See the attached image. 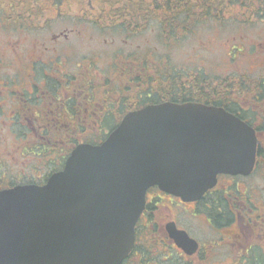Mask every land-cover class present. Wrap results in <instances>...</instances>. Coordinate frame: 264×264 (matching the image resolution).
<instances>
[{"label":"flooded vegetation","instance_id":"1","mask_svg":"<svg viewBox=\"0 0 264 264\" xmlns=\"http://www.w3.org/2000/svg\"><path fill=\"white\" fill-rule=\"evenodd\" d=\"M66 36L61 32L52 39L56 43ZM254 47L256 50L246 55L264 53V41ZM24 48L20 41L5 45L16 57L19 73L16 86H12L16 84L12 79V83L5 78L0 82V191L16 185H44L51 174L61 170L76 146L99 144L127 112L164 101L150 100L159 93L149 69L152 53L141 63L132 61L136 68L127 70H138L140 76L124 94L100 97L104 90L103 85H96L99 80L93 81L86 71L66 73L65 57H47L37 43L21 56ZM2 58L0 70L5 64ZM252 62L257 65L247 72L211 76L217 91L211 92L208 101H192L222 107L252 128L256 138L252 173L220 175L212 189L189 203L160 191H148L132 252L122 264H264V65L260 56L253 57ZM104 81L105 86H112L110 79ZM4 132L13 136L11 142ZM159 195L167 202L171 199L176 216L187 214L183 217L191 218L194 226L203 230V240L171 214L163 225L154 222V208L164 204ZM166 208L169 213L171 208ZM172 225L195 243L171 234Z\"/></svg>","mask_w":264,"mask_h":264},{"label":"water","instance_id":"2","mask_svg":"<svg viewBox=\"0 0 264 264\" xmlns=\"http://www.w3.org/2000/svg\"><path fill=\"white\" fill-rule=\"evenodd\" d=\"M255 142L221 107L164 102L129 112L100 145L75 147L46 184L0 191V264H121L148 189L198 200L218 175L251 173Z\"/></svg>","mask_w":264,"mask_h":264},{"label":"rangeland","instance_id":"3","mask_svg":"<svg viewBox=\"0 0 264 264\" xmlns=\"http://www.w3.org/2000/svg\"><path fill=\"white\" fill-rule=\"evenodd\" d=\"M98 7L97 0H94L89 9L94 13ZM75 13L76 9L73 7L72 13L67 17H53L52 23L47 27L37 32H29L16 31L8 27L1 20L3 17L0 12V57H3L2 60L5 63L3 70H0V76L3 77L0 82L5 78L8 83L16 82V84L13 82L12 86L17 85L16 75L19 72L16 57L8 53L5 45L19 41L25 46L20 53L21 56L27 52L26 49L31 48L33 43H37L40 50L46 52L47 57L49 55L52 57L61 56L68 59L66 73L78 75L80 71H86L87 74L92 75L93 81L99 80L96 85H103L104 92L100 97H108L109 93L115 97L124 94L126 87H132V82L140 74L138 70L132 72L127 69H135V63L144 61L149 53H152L150 59L161 61V69L167 71L171 69V71L180 73L195 72L197 69L206 76L234 74L235 71L247 72L257 65L252 62V58L256 56L262 58L264 65V53L246 55L256 50L254 47L256 43L264 41V23L260 21L240 26L228 22L230 20L227 21V24L206 21L205 24L195 26L187 34H180L181 32L178 30L170 36L162 34L159 25L149 21L146 29L137 31L135 35L134 33L130 35L125 30L120 32L112 31L108 27L99 28L93 22L96 20L95 16H88L91 20L87 21L88 17L84 14L75 15ZM61 32L67 34L66 38H61L58 40L59 42L54 43L52 36ZM54 47L55 49H53ZM48 52H52V54ZM152 60L149 61L150 65L153 64ZM80 61L84 65L78 67L77 64ZM89 65L90 68L86 70V66ZM104 78L110 79L111 87L103 84ZM165 79L166 76L157 78L159 84L155 83L156 87L161 86ZM4 136L11 142L13 138L11 134L4 132ZM254 179L256 180V175H254ZM157 192L159 191L154 190L152 193L157 194ZM159 196L158 198L164 204L154 208L153 216L155 217L153 220L163 225L169 218L167 215L171 214L174 217L177 213L170 205L169 200L171 199L167 198V202L162 195ZM166 205L171 208L169 213L167 208L165 209ZM171 215L169 216L171 217ZM186 215L185 213L177 215L176 218L197 239L203 240L205 236V234H201L203 230L196 228L191 218L183 217Z\"/></svg>","mask_w":264,"mask_h":264},{"label":"trees","instance_id":"4","mask_svg":"<svg viewBox=\"0 0 264 264\" xmlns=\"http://www.w3.org/2000/svg\"><path fill=\"white\" fill-rule=\"evenodd\" d=\"M92 1L0 0L1 20L16 31L37 32L50 25L53 17H67L75 7V15L95 16L93 22L99 28L125 30L135 35L146 29L150 21L159 25L162 34L167 36L178 30L180 34H187L206 21L233 22L238 26L264 23V0H97L99 7L94 13L89 9ZM86 19L91 20L90 17ZM160 64L161 61L154 60L149 66L153 83L159 84L157 78L166 76L161 86L158 85L159 93L150 99L152 101H208L211 92L217 91L210 81L211 76L197 69L180 73L161 69Z\"/></svg>","mask_w":264,"mask_h":264}]
</instances>
